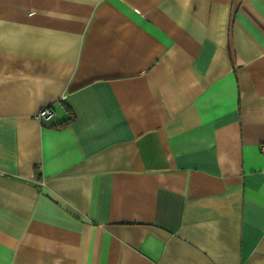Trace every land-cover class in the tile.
I'll return each instance as SVG.
<instances>
[{
  "label": "crops",
  "instance_id": "1",
  "mask_svg": "<svg viewBox=\"0 0 264 264\" xmlns=\"http://www.w3.org/2000/svg\"><path fill=\"white\" fill-rule=\"evenodd\" d=\"M262 146L264 0H0V264H264Z\"/></svg>",
  "mask_w": 264,
  "mask_h": 264
},
{
  "label": "built area",
  "instance_id": "2",
  "mask_svg": "<svg viewBox=\"0 0 264 264\" xmlns=\"http://www.w3.org/2000/svg\"><path fill=\"white\" fill-rule=\"evenodd\" d=\"M52 116V110L49 106L41 107L35 114L38 119H48ZM262 152H264V146L261 147Z\"/></svg>",
  "mask_w": 264,
  "mask_h": 264
},
{
  "label": "trees",
  "instance_id": "3",
  "mask_svg": "<svg viewBox=\"0 0 264 264\" xmlns=\"http://www.w3.org/2000/svg\"><path fill=\"white\" fill-rule=\"evenodd\" d=\"M71 118H72V117H70L69 120H71ZM69 120H68V121H69ZM68 121H66V122H68Z\"/></svg>",
  "mask_w": 264,
  "mask_h": 264
}]
</instances>
